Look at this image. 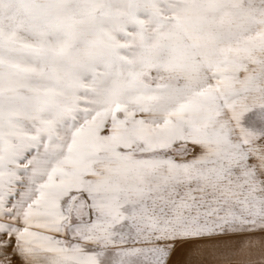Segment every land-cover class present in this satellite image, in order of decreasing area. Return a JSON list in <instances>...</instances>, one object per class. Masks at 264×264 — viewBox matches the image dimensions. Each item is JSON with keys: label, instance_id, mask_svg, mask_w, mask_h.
Masks as SVG:
<instances>
[{"label": "snow or ice", "instance_id": "6c2138e0", "mask_svg": "<svg viewBox=\"0 0 264 264\" xmlns=\"http://www.w3.org/2000/svg\"><path fill=\"white\" fill-rule=\"evenodd\" d=\"M264 0H0V264H264Z\"/></svg>", "mask_w": 264, "mask_h": 264}, {"label": "rangeland", "instance_id": "374dc122", "mask_svg": "<svg viewBox=\"0 0 264 264\" xmlns=\"http://www.w3.org/2000/svg\"><path fill=\"white\" fill-rule=\"evenodd\" d=\"M245 123L252 127H264V121L257 117L255 111L246 117Z\"/></svg>", "mask_w": 264, "mask_h": 264}]
</instances>
